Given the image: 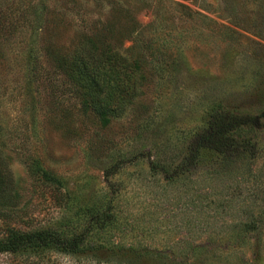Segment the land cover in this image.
Segmentation results:
<instances>
[{
    "label": "rangeland",
    "instance_id": "rangeland-1",
    "mask_svg": "<svg viewBox=\"0 0 264 264\" xmlns=\"http://www.w3.org/2000/svg\"><path fill=\"white\" fill-rule=\"evenodd\" d=\"M84 48L146 58L109 121L71 75ZM215 111L250 121L240 150L190 162ZM0 150V235L85 229L105 246L0 264H264V0H0Z\"/></svg>",
    "mask_w": 264,
    "mask_h": 264
},
{
    "label": "trees",
    "instance_id": "trees-1",
    "mask_svg": "<svg viewBox=\"0 0 264 264\" xmlns=\"http://www.w3.org/2000/svg\"><path fill=\"white\" fill-rule=\"evenodd\" d=\"M87 36V35H86ZM121 50H100L84 48L76 59L68 61L71 75L80 83L83 107L104 121L125 113L132 100L140 94L137 83L146 80L150 74L146 70V58L140 51L137 55ZM249 120L215 111L208 126L196 133L189 145V160L196 161L204 152L231 155L240 150L233 134ZM38 173L47 182L62 185V181L49 171L37 166ZM13 176L2 160L0 150V194ZM105 249L102 241H97L88 230L72 235H64L52 228L21 231L8 227L0 235V254L34 257L42 260L46 254L65 252L69 255L98 252ZM101 249V250H102Z\"/></svg>",
    "mask_w": 264,
    "mask_h": 264
}]
</instances>
